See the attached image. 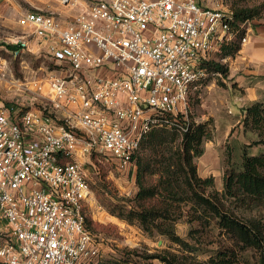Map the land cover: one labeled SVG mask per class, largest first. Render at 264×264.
Here are the masks:
<instances>
[{
    "label": "built area",
    "instance_id": "2783aa9c",
    "mask_svg": "<svg viewBox=\"0 0 264 264\" xmlns=\"http://www.w3.org/2000/svg\"><path fill=\"white\" fill-rule=\"evenodd\" d=\"M84 3L70 19L45 10L19 19L13 56L35 38L55 68L39 108L0 98V264L97 263L81 159L125 169L154 128L187 131L190 94L211 73L205 62L241 26L232 8L204 0Z\"/></svg>",
    "mask_w": 264,
    "mask_h": 264
},
{
    "label": "rangeland",
    "instance_id": "374dc122",
    "mask_svg": "<svg viewBox=\"0 0 264 264\" xmlns=\"http://www.w3.org/2000/svg\"><path fill=\"white\" fill-rule=\"evenodd\" d=\"M204 3L211 7L257 10L255 18L241 23L238 33L228 44L229 52L210 56L211 60L227 67L228 75L211 70L208 78L189 97L188 119L194 125H204L209 135L203 144L204 153L195 159L201 177H214V186L207 188L208 194L214 190L220 193L224 191L226 171L242 166L245 147L251 154L264 153V144L256 143L261 139L260 129L245 123L247 107L253 103L264 106V0H204ZM84 4V0H74L71 5L60 0H0L2 100L39 108L52 96L49 79L55 67L49 55L38 51L37 39H32L31 51L25 50L18 57L12 54L16 39L24 33V28L19 24L20 17L28 12L45 10L70 19ZM39 86L42 90H39ZM162 129L164 143L158 148L145 145L140 156L153 157L160 149L159 159L163 160L164 155L169 157L182 146L181 131L170 127ZM229 152L231 157L228 156ZM81 161L88 171L91 184L85 213L89 227L98 236L101 258L118 256L120 250L135 247L148 252L176 249L163 236L152 239L144 234L138 224L118 216L122 209L128 210L134 204L138 191L136 162L128 168L118 169L112 162L96 157H84ZM158 179L159 173L156 172L148 177V182ZM185 208L186 212L178 219L176 228L181 236L188 237L193 226L200 225L199 222H190L188 211L191 205L187 204ZM259 210L247 214L264 216V206ZM212 232V239L217 244L225 240L219 227H214ZM243 255V264H255L257 254L254 251L248 250ZM153 263L161 264L158 260Z\"/></svg>",
    "mask_w": 264,
    "mask_h": 264
},
{
    "label": "trees",
    "instance_id": "16d2710c",
    "mask_svg": "<svg viewBox=\"0 0 264 264\" xmlns=\"http://www.w3.org/2000/svg\"><path fill=\"white\" fill-rule=\"evenodd\" d=\"M232 9L238 23L257 15L254 8ZM228 46L224 45L221 53L229 52ZM205 65L210 71L228 75L227 67L221 63L210 59ZM173 119L180 125H187L182 114ZM188 123V130L181 131L182 146L169 157L164 155L163 160L159 159L160 149L153 157L140 156L145 145L158 148L164 143V126L148 133L135 155L138 191L134 204L118 213L120 218L138 224L148 237L163 236L176 249H156L154 252L140 247L123 249L118 256L101 258L95 264H154L155 260L161 264H243V253L248 250L257 254L255 264H264V216L247 214L264 206V153L251 154L245 147L242 166L226 171L224 191L214 190L207 194V188L214 186V177H201L195 159L204 153L203 144L209 135L204 125H194L189 119ZM245 123L260 129L261 139L256 143L264 144L262 104L253 103L246 108ZM170 128L179 131L176 127ZM228 156L231 157L230 152ZM156 172L159 179L149 183L148 177ZM187 204L191 205L190 222H199L200 227L194 225L188 237H183L176 226L186 212ZM86 224L93 231L87 216ZM216 226L225 237L219 244L212 239Z\"/></svg>",
    "mask_w": 264,
    "mask_h": 264
},
{
    "label": "water",
    "instance_id": "95a60500",
    "mask_svg": "<svg viewBox=\"0 0 264 264\" xmlns=\"http://www.w3.org/2000/svg\"><path fill=\"white\" fill-rule=\"evenodd\" d=\"M160 243H162V241H160Z\"/></svg>",
    "mask_w": 264,
    "mask_h": 264
}]
</instances>
